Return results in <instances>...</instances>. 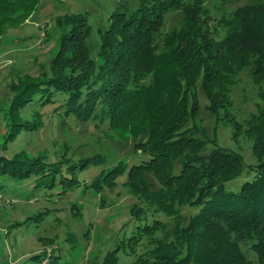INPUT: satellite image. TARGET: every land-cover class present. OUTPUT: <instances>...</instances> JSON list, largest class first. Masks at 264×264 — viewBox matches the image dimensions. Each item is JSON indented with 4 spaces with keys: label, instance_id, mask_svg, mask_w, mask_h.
Instances as JSON below:
<instances>
[{
    "label": "trees",
    "instance_id": "1",
    "mask_svg": "<svg viewBox=\"0 0 264 264\" xmlns=\"http://www.w3.org/2000/svg\"><path fill=\"white\" fill-rule=\"evenodd\" d=\"M114 1L117 6L108 22L97 26L100 45L91 34L86 13L68 17L70 34L64 39L66 47L62 41L50 61L54 74L50 84L67 94L71 113L88 118L99 99L111 124L121 121L131 134L140 152L127 171L126 181L138 200L130 209L134 228L141 222L146 231L164 229L163 238L156 242V257L149 264H264V107L247 128L252 154L258 160L256 173L238 190L226 189L225 184L241 176L245 167L242 158L221 148L207 152L211 139L195 124L201 109L200 94L213 114L219 108L227 110L225 99L231 84L227 76L241 70L249 54L264 53V5L238 8L227 36L221 41L199 42L198 14L203 0H137L133 8L120 4L122 0ZM39 2L0 0V28L5 23L20 24ZM16 11L20 13L15 15ZM176 11L182 14L180 29L161 36L165 16ZM96 51L107 83L88 97L94 98L91 103L74 107V100L79 99V92L94 73L91 54ZM66 67L70 75H64ZM255 75V82L264 87V75ZM31 87L27 82L10 84L13 97L3 116L4 143L26 126L17 121L23 107L34 100L41 103V95ZM261 96L264 99V89ZM125 169L115 166L102 182L110 179L114 185ZM37 170L22 153L11 158L0 154L1 178L21 181L42 171ZM185 206L198 211L186 219L182 213ZM160 215L168 217L171 225L167 226ZM246 233L253 239L251 248L257 255L253 262L237 243ZM178 246L185 250L183 257H179ZM115 262V256L107 255L102 264Z\"/></svg>",
    "mask_w": 264,
    "mask_h": 264
},
{
    "label": "rangeland",
    "instance_id": "2",
    "mask_svg": "<svg viewBox=\"0 0 264 264\" xmlns=\"http://www.w3.org/2000/svg\"><path fill=\"white\" fill-rule=\"evenodd\" d=\"M203 1L198 14L202 35L199 42L221 41L227 36L238 8L264 5V0H237L223 6L219 4L222 0ZM122 3L129 8L137 6V0ZM116 6L114 0H40L36 10L20 24L5 23L0 28V154L11 158L22 153L26 161H33L37 171L42 169L21 181L0 177L6 201V208L0 207V264H102L107 255L115 256L116 264H149L156 257V242L163 238L164 229L146 231L141 222L135 229L130 215L138 200L126 185L127 171L140 152L128 129L121 121L111 124L107 108L99 99L88 118L71 113L67 94L50 84L54 76L50 61L70 34L68 17L86 13L91 34L100 45L97 26L108 22ZM181 25L179 11L167 14L161 36L179 30ZM91 57L94 73L79 92V99L74 100V107L91 103L94 98L88 97L107 83L98 52ZM247 61L241 70L227 76L231 79L225 99L227 110L219 108L213 114L200 94L201 109L195 120L211 139L207 152L221 148L242 158L244 170L225 184L229 190H238L245 179L252 178L258 165L247 128L264 107V87L255 82V72L264 75V53L249 54ZM70 71L66 67L64 75H70ZM11 82L30 83V90L41 95V103L34 100L23 107L17 121L26 126L4 143V117L13 97ZM117 165L126 169L115 184L110 179L102 182ZM197 211L193 206L182 208L186 219ZM160 217L168 226L170 219ZM13 224L16 225L8 229ZM237 243L248 259L256 261L251 248L253 239L247 233ZM177 252H181L179 257L185 254L181 247Z\"/></svg>",
    "mask_w": 264,
    "mask_h": 264
},
{
    "label": "built area",
    "instance_id": "3",
    "mask_svg": "<svg viewBox=\"0 0 264 264\" xmlns=\"http://www.w3.org/2000/svg\"><path fill=\"white\" fill-rule=\"evenodd\" d=\"M6 201H5V198H4V195L3 193L0 191V207L3 206V204H5Z\"/></svg>",
    "mask_w": 264,
    "mask_h": 264
},
{
    "label": "crops",
    "instance_id": "4",
    "mask_svg": "<svg viewBox=\"0 0 264 264\" xmlns=\"http://www.w3.org/2000/svg\"><path fill=\"white\" fill-rule=\"evenodd\" d=\"M3 208H6V206H5V207H3ZM1 209H2V208H1ZM1 209H0V210H1Z\"/></svg>",
    "mask_w": 264,
    "mask_h": 264
}]
</instances>
